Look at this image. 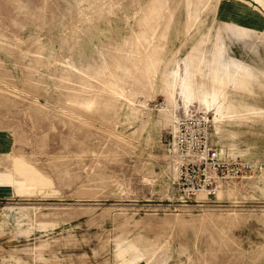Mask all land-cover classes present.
<instances>
[{"label":"rangeland","instance_id":"1","mask_svg":"<svg viewBox=\"0 0 264 264\" xmlns=\"http://www.w3.org/2000/svg\"><path fill=\"white\" fill-rule=\"evenodd\" d=\"M192 110L216 193L168 156ZM0 264H264V0H0Z\"/></svg>","mask_w":264,"mask_h":264},{"label":"built area","instance_id":"2","mask_svg":"<svg viewBox=\"0 0 264 264\" xmlns=\"http://www.w3.org/2000/svg\"><path fill=\"white\" fill-rule=\"evenodd\" d=\"M211 130L210 114L192 110L176 119L167 140V152L177 173V184L189 195L216 193L231 163L212 139Z\"/></svg>","mask_w":264,"mask_h":264}]
</instances>
